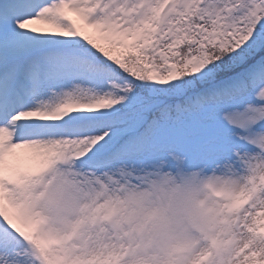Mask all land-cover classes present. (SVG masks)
I'll return each instance as SVG.
<instances>
[{"label": "snow or ice", "instance_id": "snow-or-ice-1", "mask_svg": "<svg viewBox=\"0 0 264 264\" xmlns=\"http://www.w3.org/2000/svg\"><path fill=\"white\" fill-rule=\"evenodd\" d=\"M186 173L218 217L172 264H264V0H0V264H136L48 198Z\"/></svg>", "mask_w": 264, "mask_h": 264}, {"label": "clouds", "instance_id": "clouds-1", "mask_svg": "<svg viewBox=\"0 0 264 264\" xmlns=\"http://www.w3.org/2000/svg\"><path fill=\"white\" fill-rule=\"evenodd\" d=\"M219 190L217 178L190 173L150 178L140 185L110 182L87 197L65 188L48 198L50 215L43 218L42 227L78 225L127 233L136 245L131 261L172 264L193 255L194 245L205 242L217 221L213 196Z\"/></svg>", "mask_w": 264, "mask_h": 264}]
</instances>
